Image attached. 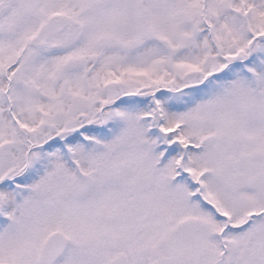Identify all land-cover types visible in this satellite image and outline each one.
<instances>
[{"label": "snow or ice", "instance_id": "1", "mask_svg": "<svg viewBox=\"0 0 264 264\" xmlns=\"http://www.w3.org/2000/svg\"><path fill=\"white\" fill-rule=\"evenodd\" d=\"M0 264H264V0H0Z\"/></svg>", "mask_w": 264, "mask_h": 264}]
</instances>
